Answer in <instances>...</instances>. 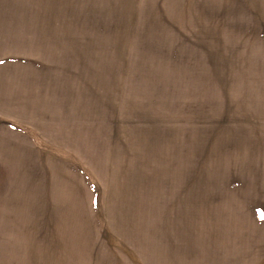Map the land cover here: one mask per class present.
Returning <instances> with one entry per match:
<instances>
[{"label":"rangeland","instance_id":"374dc122","mask_svg":"<svg viewBox=\"0 0 264 264\" xmlns=\"http://www.w3.org/2000/svg\"><path fill=\"white\" fill-rule=\"evenodd\" d=\"M259 0H0V264H264Z\"/></svg>","mask_w":264,"mask_h":264},{"label":"crops","instance_id":"0c3cea01","mask_svg":"<svg viewBox=\"0 0 264 264\" xmlns=\"http://www.w3.org/2000/svg\"><path fill=\"white\" fill-rule=\"evenodd\" d=\"M261 1L260 5L258 6L260 9H264V0H259ZM257 101V105L260 106H264V85H262V89H261V93L256 96V100ZM261 111H264V109H262Z\"/></svg>","mask_w":264,"mask_h":264},{"label":"snow or ice","instance_id":"6c2138e0","mask_svg":"<svg viewBox=\"0 0 264 264\" xmlns=\"http://www.w3.org/2000/svg\"><path fill=\"white\" fill-rule=\"evenodd\" d=\"M261 219H264V216H262Z\"/></svg>","mask_w":264,"mask_h":264}]
</instances>
